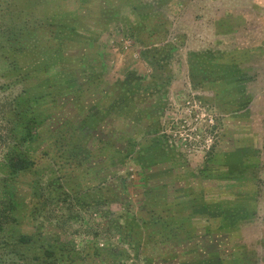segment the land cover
<instances>
[{
    "label": "rangeland",
    "instance_id": "rangeland-1",
    "mask_svg": "<svg viewBox=\"0 0 264 264\" xmlns=\"http://www.w3.org/2000/svg\"><path fill=\"white\" fill-rule=\"evenodd\" d=\"M88 9L95 19V36L88 40L93 23L86 20L79 34L64 45L67 63L62 71L76 75L88 56L95 55L93 60L103 72L102 97L114 91L115 83L126 72L168 79L161 90L164 102H168L163 123L175 121L174 128L178 129L176 124L181 127L178 130L187 141L184 153L189 167L173 168L166 163L140 175L129 163L117 171L127 179V189L111 182L100 190L96 139H104L109 151L117 145L113 125L100 121L95 98L93 102L58 98L55 90L37 85L40 81L36 80L35 68L20 64L23 69H14L0 52V264H38L42 249L47 247L69 251L73 264H140L132 256L131 260L115 262L105 256L92 257L93 234L106 220L102 215L110 218L122 210L119 204H97V199L113 201L119 197L129 206V214L147 218V210H157L162 190L177 197L193 190L204 195L210 205L242 207L247 213L236 228L218 229L215 234L205 230L219 228V220L203 222L193 216L194 229L188 235L192 241L181 238L172 243L177 256L181 258L186 247L194 249L197 243L211 249L218 242L219 253L228 263L238 259L264 264V0H90ZM228 17L238 19L223 22ZM123 25L135 28L142 43L134 44L135 40L119 33ZM165 43L173 48L161 50ZM154 48L162 51L163 59L171 54L162 70H152L154 64L149 66L139 54L141 49ZM213 51L225 62L234 61L245 73V80L232 85L222 81L225 90L221 96H217L211 80L191 74L187 64L190 52ZM28 54L29 61L36 57ZM57 68L56 73L55 68L51 70L52 77L63 74ZM210 104L216 106L223 127L215 157L205 165L213 139L195 135H207L206 126L215 115L206 108ZM32 115L38 121L31 126L36 137L23 143V128ZM104 115L108 120L109 114ZM14 154L26 156L32 164L12 178L7 165ZM205 166L207 171L200 173ZM158 186L160 190L143 199L145 191ZM189 214L192 216L190 210L179 211L178 216ZM111 234L116 236L102 245L119 246L130 255L127 245L119 243L118 233ZM179 235L186 237L184 231ZM21 236L32 237V244L18 246Z\"/></svg>",
    "mask_w": 264,
    "mask_h": 264
},
{
    "label": "trees",
    "instance_id": "trees-1",
    "mask_svg": "<svg viewBox=\"0 0 264 264\" xmlns=\"http://www.w3.org/2000/svg\"><path fill=\"white\" fill-rule=\"evenodd\" d=\"M89 4L90 0H0V52L4 56V60H7V63L14 69L22 68L20 64L26 68H35L33 72L36 74V80L40 81L37 82V85L44 84L45 87L55 90L58 98H76L82 101L92 100V102L95 98L96 106L100 108L101 112L100 121L113 125L115 131L113 136L117 145L114 148L111 147L109 151L104 139L100 137L96 139L98 147L95 166L100 190L105 184L111 182L116 183L122 189H125L126 186L127 189V179L117 171L129 163L134 164L140 175L166 163H171L173 168L177 166L179 169L189 167L184 153V147L187 145L186 139L182 140L180 130H178L181 127L176 124L178 129H175V121L163 123L168 102H164L161 90L165 89L168 79H157L153 77V74L150 76L153 79L142 78L133 71L126 72L124 78L115 83L114 91L108 96L102 97L100 93H104L101 90L103 72L98 62L93 60L95 55L88 56L89 60L87 58L77 69V76L72 72L62 71V65L67 63L64 58V45L79 34L86 20H91L93 23L91 29L88 30V40H92L95 36V28H93L95 19L88 11ZM235 19L238 18L235 17ZM235 19L228 17L223 22H232ZM106 24L108 25L107 20ZM119 28L118 32L130 40H135L134 44L142 43L143 40L138 37L135 28H128L125 25ZM126 31L131 32L130 35ZM170 44L165 43L161 50L166 51V49L173 48ZM161 50L158 48L145 51L141 49L139 54L146 63H149V66L154 64L155 67L153 66L152 70H162L166 66L168 57L171 58V54L166 55L163 59L160 55ZM248 50L247 52L251 53ZM30 52L36 57L30 58L29 61L27 58L30 57L28 54ZM150 53L152 59H150ZM155 57L157 59L153 63ZM187 60L190 73L205 76V79L211 80V84L216 88V93L218 91L217 96H221L225 90L222 81H227L232 85L238 80H245L244 70L234 61L225 62L218 52H190ZM56 63L59 65H55ZM57 67L63 74L52 77L51 74L58 72ZM53 68L56 70L51 73ZM146 97H149L150 100L146 101ZM99 98H102L101 101ZM186 104L191 103L187 101ZM206 108L213 115L215 114L214 118L212 117L206 126L207 135L206 133L200 136L195 135L197 138L206 139L210 136L213 139L206 151L205 165L215 157V148L219 145L222 134L220 130L223 127L222 119L215 112L216 106L210 104ZM217 109L219 110V108ZM103 114H109V119L107 120L105 115L103 117ZM89 118H92L90 114ZM36 120L37 118L33 116L29 121H26L23 128L25 131L22 137L23 143H29L36 137V130L31 128L38 122ZM91 158V155L87 157V161ZM107 162L110 163L109 168ZM31 164L32 162L26 156L14 154L8 161V175L15 178L29 169ZM206 171L205 166L200 173L204 174ZM155 190H160V187L145 191L143 199L149 198L151 192ZM161 192L163 197L160 198L161 201L159 199V202H156L157 210L155 212L147 210L145 213L147 218L141 215L136 216L135 213L129 214V206L125 205V202L119 197L113 201L102 197L97 199V204H119L122 210L119 214L107 213L112 215L110 218L108 215L107 217L102 215L106 220L100 223L99 229L93 234L94 242L90 246L92 257L105 256L107 260L115 262L122 258L129 260L132 256L140 264H247L238 259L232 261L233 263L224 260L219 253L218 242L212 244L216 247L211 249L206 247L208 245L201 243H197L194 249L186 247L181 253V258L173 252L174 247H172L175 240L178 242L184 239L183 241L188 243V240L192 241L188 235L194 229L191 225L195 221L193 216L203 222L212 221L215 223L216 219L219 220L221 224L219 228L216 227L217 229L214 231H210L209 228L205 230V233L215 234L219 232L218 229L236 228L247 214L244 208L227 207L221 203L210 205L202 193L203 196L193 190H190L187 196L182 197L173 196V193L169 194L167 190ZM196 206H199L198 210H195ZM186 210H190L192 216L190 214L178 216L179 211ZM159 213H165V215ZM120 221L123 222V225H120ZM1 230L2 227H0ZM183 231L186 233V237L179 235ZM112 232L118 233L119 243L123 246L127 245L130 255L119 246L102 245L107 240H111V236H116L111 234ZM208 240L212 242V239ZM32 241V237L21 236L17 243L20 247H28ZM177 242L176 246L181 248ZM203 247H206L207 251H203ZM70 255L69 251L65 253L51 247L43 248L42 261L38 264H73ZM120 262L119 264H124ZM25 264L31 263L25 261Z\"/></svg>",
    "mask_w": 264,
    "mask_h": 264
}]
</instances>
